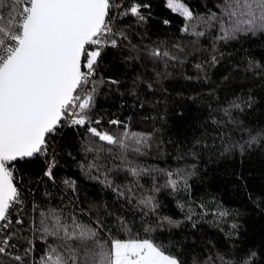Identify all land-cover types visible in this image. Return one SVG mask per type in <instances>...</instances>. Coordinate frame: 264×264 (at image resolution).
Wrapping results in <instances>:
<instances>
[{
    "label": "snow or ice",
    "instance_id": "6c2138e0",
    "mask_svg": "<svg viewBox=\"0 0 264 264\" xmlns=\"http://www.w3.org/2000/svg\"><path fill=\"white\" fill-rule=\"evenodd\" d=\"M160 4L0 0V264H264V0Z\"/></svg>",
    "mask_w": 264,
    "mask_h": 264
},
{
    "label": "trees",
    "instance_id": "16d2710c",
    "mask_svg": "<svg viewBox=\"0 0 264 264\" xmlns=\"http://www.w3.org/2000/svg\"><path fill=\"white\" fill-rule=\"evenodd\" d=\"M153 2H154V4L157 7V12L158 13L165 12V14H168V13H166V10H163L162 9V5L160 4V0H153ZM178 20H179L178 17H174L173 18V27L176 26V24L178 23ZM254 175H255V178H256V180L258 182H264V179H262L261 174H260V168H259V166H256L255 167ZM261 226H262L261 225V222H259L258 219L255 216H253L252 219L249 220L248 221V224H247V227L250 230H258Z\"/></svg>",
    "mask_w": 264,
    "mask_h": 264
}]
</instances>
